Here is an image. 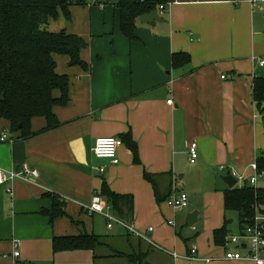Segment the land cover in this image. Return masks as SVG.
<instances>
[{"label": "crops", "instance_id": "1", "mask_svg": "<svg viewBox=\"0 0 264 264\" xmlns=\"http://www.w3.org/2000/svg\"><path fill=\"white\" fill-rule=\"evenodd\" d=\"M94 1L72 8V22L54 23L87 44L80 53L86 69L55 57L56 72L69 78L68 102L53 108L58 126L43 130L46 120L33 118V135L21 138L0 121V137L7 134L0 167L18 171L28 164L39 175L0 185V264H137L114 252L138 256V264H253L223 259L225 239L233 235L229 213H235L225 212L223 192L238 187L229 188L223 177L248 178L250 165L264 157V103L257 108L252 99L254 80L264 78V0H173L164 12L157 8L162 21H138L132 41L120 32L117 0ZM178 54L189 63L174 66ZM127 136L137 162L125 143L117 165L93 156L97 138ZM145 173L155 176L159 196H167L161 203ZM104 182L132 196L128 225L144 231H138L144 239L118 224L126 235L95 233L104 218L88 216L85 206ZM258 187L264 189V179ZM173 190L188 195L187 208L166 205ZM54 197L65 201L66 216L50 221L43 212ZM225 220L228 231L216 244L214 232ZM104 222L112 231L115 224L108 229ZM80 234L101 236L108 246L53 252V238ZM192 246L201 260H179L177 253L187 256Z\"/></svg>", "mask_w": 264, "mask_h": 264}, {"label": "trees", "instance_id": "2", "mask_svg": "<svg viewBox=\"0 0 264 264\" xmlns=\"http://www.w3.org/2000/svg\"><path fill=\"white\" fill-rule=\"evenodd\" d=\"M94 0H0V121L9 124L13 132L20 133L21 138L33 135L30 122L33 118H44L48 130L58 126L53 114L55 106H63L68 102L69 78L56 72L55 56L68 59V65L86 69L80 53L86 48V42L79 36L65 30L52 32L47 28L51 20L62 14L70 19L69 9L72 6H87ZM96 0L94 2L97 3ZM173 0H117L119 12V29L129 41L135 39V28L138 18L143 14L157 11L160 5H167ZM99 5V4H98ZM189 63V56L178 54L173 56V65ZM252 99L257 108L264 103V78L254 80ZM20 126V127H19ZM132 153L134 162L138 161L135 143L127 136L119 138ZM257 167L264 171V157L256 159ZM144 179L153 188L155 176L144 174ZM155 189L157 202L161 198ZM264 189L254 192L249 187H234L223 192L225 212H235L239 230L249 225L253 219V206L259 201ZM256 194V196H255ZM99 195L109 204L112 213L129 224L133 213L131 195L113 192L104 182ZM64 200L53 198L50 211H44L50 221L66 216ZM228 220L224 226L214 232L216 244L222 243L227 233ZM241 232V231H240ZM108 246L106 240L94 234L55 237L52 240L53 252L90 250ZM127 259L129 263H140L138 256L125 253L113 254Z\"/></svg>", "mask_w": 264, "mask_h": 264}, {"label": "built area", "instance_id": "3", "mask_svg": "<svg viewBox=\"0 0 264 264\" xmlns=\"http://www.w3.org/2000/svg\"><path fill=\"white\" fill-rule=\"evenodd\" d=\"M159 11L162 13L165 10V5H160L158 7ZM264 62L261 61L260 65ZM172 101L168 100L167 104H171ZM7 140V134L3 132L0 137V142ZM122 145L119 138L116 137H106L97 138L92 146V154L98 159H107L111 164L117 165V150ZM197 146L195 142L189 143L188 152L190 163H194L197 158ZM252 174L248 178L238 176L234 174L236 183L239 189L243 187H249L257 192L260 188L258 187L259 181L264 179V171H260L257 167L256 161L250 165ZM100 173L104 172L103 168L98 169ZM38 172L36 169L32 168L28 164L22 165L20 170L12 171L6 170L0 167V185H5L12 183L16 180L21 181H35L38 178ZM256 196V194H255ZM166 205L173 210H183L188 206V196L182 191L173 190L171 195L166 200ZM264 192L260 195L259 201H257L253 206V219L252 222L245 226L238 235H230L226 237V249L223 255V259L227 261H246L253 264H264ZM85 211L88 216L100 215L106 220V226L108 229L112 227L113 224H118L127 229L133 236L138 238H145L143 234L136 231L131 225L126 224L122 220L115 217L109 204L97 193L93 194L90 203L85 206ZM169 225L173 226L172 222H168ZM152 229L150 228L149 231ZM18 241H13V246L16 247ZM197 249L192 246L189 255L185 258L188 261L201 260L197 257ZM13 258L19 256V252L15 251L12 254ZM173 257H177L173 253ZM204 260V259H203ZM208 261V260H204Z\"/></svg>", "mask_w": 264, "mask_h": 264}, {"label": "rangeland", "instance_id": "4", "mask_svg": "<svg viewBox=\"0 0 264 264\" xmlns=\"http://www.w3.org/2000/svg\"><path fill=\"white\" fill-rule=\"evenodd\" d=\"M100 2H103V3H105V4H109V0H100ZM75 7H79V8H82V6H72L70 9H69V12H70V19H71V15H72V8H75ZM107 9H109V8H107ZM67 20L68 22L67 23H69V22H72V20ZM65 21H66V19H65V17L62 15V14H59V16H58V18L56 19V20H54V21H51V22H49V24H50V26L47 24V28L50 30V31H52L55 27L57 28V32H60L61 30H63V29H65L66 28V26L64 27V26H62V27H57V26H55V24L54 23H57L58 25H59V23H65ZM60 30V31H59ZM53 32V31H52ZM56 57V56H55ZM60 68V67H59ZM236 186H237V184H236ZM188 196V195H187ZM188 201H189V199H188ZM229 218H230V220H231V223H230V231H231V234H233V235H238L239 234V226H238V221H237V216H236V214L235 213H229ZM170 220V222H172L173 224H174V221L173 220H171V219H169ZM168 220V221H169ZM88 221H90V219H88L87 220V222ZM95 221H96V218H95ZM86 222V223H87ZM100 222V224L98 225V223ZM98 223L96 224L95 223V233H97V234H100V235H102V236H104V234H105V232L107 231V232H111L113 235H126V233H125V229L124 228H120L119 226H117V224H115V226H114V228H113V230L112 231H108L106 228H105V222H104V219H99V221H98ZM91 224H92V222L90 221V223L88 224V226H91ZM88 230H90V229H88ZM138 230V229H137ZM138 231H140V230H138ZM92 232V231H91ZM141 233H143L144 231H140ZM159 248H161V250H163L164 248L163 247H160L159 246ZM165 251H167L166 249H164ZM168 252H173V251H168ZM177 255H178V259L179 260H182V261H185V262H187L188 260H186V255L185 254H180V253H177ZM189 262H192V261H189ZM107 263H109V262H107ZM122 263H124V264H126L125 262H122ZM110 264V263H109ZM118 264V263H117Z\"/></svg>", "mask_w": 264, "mask_h": 264}, {"label": "water", "instance_id": "5", "mask_svg": "<svg viewBox=\"0 0 264 264\" xmlns=\"http://www.w3.org/2000/svg\"><path fill=\"white\" fill-rule=\"evenodd\" d=\"M138 21L140 23L146 24L150 23L152 21H162L161 17L159 16L157 11L150 12L148 14H143L138 18ZM20 127V126H19ZM223 182L229 187L232 188L236 184V180L233 178V176L228 172L224 177H223ZM195 216V213L190 214V219L189 216L186 218L188 223L191 225L193 218Z\"/></svg>", "mask_w": 264, "mask_h": 264}]
</instances>
